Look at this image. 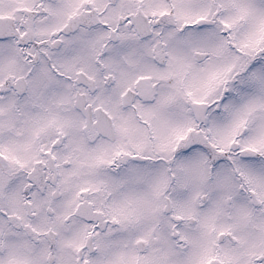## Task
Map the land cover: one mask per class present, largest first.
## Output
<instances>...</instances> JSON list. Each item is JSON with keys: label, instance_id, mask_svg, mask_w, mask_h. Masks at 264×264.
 <instances>
[{"label": "snow or ice", "instance_id": "1", "mask_svg": "<svg viewBox=\"0 0 264 264\" xmlns=\"http://www.w3.org/2000/svg\"><path fill=\"white\" fill-rule=\"evenodd\" d=\"M0 264H264V0H0Z\"/></svg>", "mask_w": 264, "mask_h": 264}]
</instances>
